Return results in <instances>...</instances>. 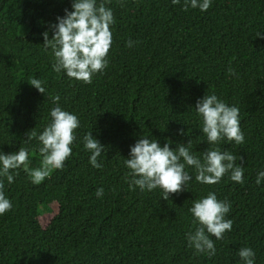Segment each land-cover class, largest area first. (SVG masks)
Listing matches in <instances>:
<instances>
[{"label":"trees","instance_id":"trees-1","mask_svg":"<svg viewBox=\"0 0 264 264\" xmlns=\"http://www.w3.org/2000/svg\"><path fill=\"white\" fill-rule=\"evenodd\" d=\"M72 3L0 0V152H29L28 171L13 170L11 184L4 178L12 208L0 215V264H243L242 247L264 264V180L256 184L264 171V39L256 37L264 35V0H211L205 12L183 10L184 0H108L115 21L108 66L91 84L54 72L51 49L43 46L42 34L52 37L51 25ZM34 78L45 95L30 85ZM206 94L239 108L243 144H207L195 110ZM56 106L76 115L80 127L63 168L34 184L29 172L42 167V145L27 134L34 129L38 137ZM89 132L104 146L99 169L84 149ZM142 136L161 147L171 141L173 150L191 140L201 159L208 148L228 150L237 164L243 158L244 182L229 173L202 184L186 166L193 179L168 201L159 188L130 190L124 160ZM210 192L231 204L226 219L233 221L222 240L212 237L211 258L186 239L199 226L193 202Z\"/></svg>","mask_w":264,"mask_h":264},{"label":"clouds","instance_id":"clouds-1","mask_svg":"<svg viewBox=\"0 0 264 264\" xmlns=\"http://www.w3.org/2000/svg\"><path fill=\"white\" fill-rule=\"evenodd\" d=\"M108 0H102L97 6V0H73L72 11L65 9L64 17H57V23L51 25L53 35L49 38L46 31L43 35V46L51 49L54 57L52 70L62 71L70 79L92 83L96 73H102L108 66L107 56L112 45L110 26L114 24L113 12L105 5ZM174 5L180 0H172ZM199 8L205 12L211 7V0H184L183 10L188 7ZM257 38L264 39V35L257 33ZM133 41L127 42L132 47ZM229 75H235L229 67ZM30 85L45 95V88L39 79H31ZM54 103L60 97H52ZM198 116L202 119V132L206 136L207 144L217 145L227 140L229 143H244V134L240 128L238 107L229 106L218 99L215 94H206L195 105ZM51 123L45 127L37 137L34 129L27 134V139L38 138L39 153L42 156V167L29 172L34 184H39L50 175L52 169H62L65 161L72 155L71 145L76 140L75 130L80 127L78 117L56 106L50 112ZM185 135L183 129L179 132ZM171 141L160 146L156 139L142 136L130 147L129 158L124 160L127 173L125 180L130 190L138 187L142 192L159 188L162 199L169 200L171 194H178L185 190V186L193 179L186 170L190 166L195 170V180L202 184L214 185L230 173V179L236 183H243V158L237 164V156L230 151H221L220 148H208L202 154V159L190 151L192 141L178 144L176 149L170 148ZM84 149L91 153L89 163L93 168H102L98 157L104 152V146L93 137L92 132L83 137ZM29 152L23 147L18 152L4 154L0 152V215L12 208L11 201L4 194V178L11 184L14 181L13 170L24 166L28 171ZM18 174V173H16ZM129 177L131 179H129ZM264 180V171L257 174L256 184ZM99 198L103 189L96 190ZM231 209L227 200L220 201L215 193H208L205 198L195 200L190 212L194 217L193 223L198 224L194 232L186 236L188 246L195 250L197 255L205 253L209 258L215 256L216 248L212 237L222 240L226 232L231 231L233 221L226 219ZM238 256L243 264H255V252L250 247L238 250Z\"/></svg>","mask_w":264,"mask_h":264},{"label":"rangeland","instance_id":"rangeland-1","mask_svg":"<svg viewBox=\"0 0 264 264\" xmlns=\"http://www.w3.org/2000/svg\"><path fill=\"white\" fill-rule=\"evenodd\" d=\"M47 220H48V217H43V218H42V222H43V223H46Z\"/></svg>","mask_w":264,"mask_h":264}]
</instances>
